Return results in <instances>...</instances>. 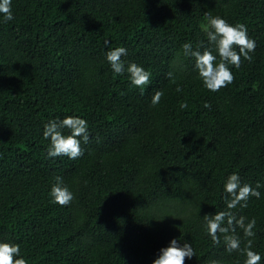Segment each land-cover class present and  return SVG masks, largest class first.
Masks as SVG:
<instances>
[{
    "label": "trees",
    "instance_id": "16d2710c",
    "mask_svg": "<svg viewBox=\"0 0 264 264\" xmlns=\"http://www.w3.org/2000/svg\"><path fill=\"white\" fill-rule=\"evenodd\" d=\"M13 11L0 22V239L18 242L27 264H151L173 237L192 244L185 264H243L202 227L227 210L235 171L260 185L230 211L255 218L264 255V0H13ZM205 11L256 41L218 92L181 47H207ZM105 41L151 73L144 91L111 71ZM69 114L88 122L83 154L49 158L43 124ZM57 176L69 205L51 202Z\"/></svg>",
    "mask_w": 264,
    "mask_h": 264
},
{
    "label": "clouds",
    "instance_id": "9594fccd",
    "mask_svg": "<svg viewBox=\"0 0 264 264\" xmlns=\"http://www.w3.org/2000/svg\"><path fill=\"white\" fill-rule=\"evenodd\" d=\"M204 32L207 36V47L193 48L190 42L181 45L184 55L194 59V70L201 80L203 87L210 92H218L221 88L230 85L234 79L232 67L239 68L242 58L251 60V53L256 48V41L243 23H230L221 15H212L205 11ZM14 19L13 0H0V22H9ZM105 41L104 58L111 71L117 75L126 74L129 83L141 91L144 86L150 85L151 73L143 65L134 61H125L128 49L124 46L107 47ZM231 66V67H230ZM172 74L169 73V76ZM162 91H155L151 97V104L160 102ZM208 107L207 104L204 105ZM181 108L187 104L182 103ZM67 129V133H65ZM43 137L49 141L47 156L56 158L60 156L75 160L83 154L81 141L87 142L90 138L88 122L80 115L69 114L62 118L53 117L43 124ZM259 183L256 187L243 182L238 172H229L223 181L225 194V207L227 210L205 214L203 216V229L215 243H219L218 233L224 234L225 250L229 253L239 252L243 255V264H264V255L253 247L256 233L255 218L237 216L231 209L237 205L246 207L250 196L260 198ZM51 202L61 206L69 205L74 199L73 191L57 176L49 189ZM237 228L242 231L244 247H241V236ZM195 255L191 242L173 237L168 243L160 247L154 254L151 264H185ZM0 264H27L21 253L18 242L0 239ZM210 264H220L218 260H211Z\"/></svg>",
    "mask_w": 264,
    "mask_h": 264
}]
</instances>
